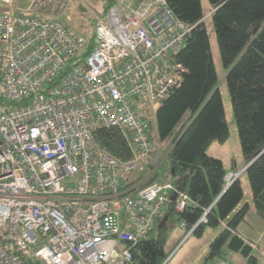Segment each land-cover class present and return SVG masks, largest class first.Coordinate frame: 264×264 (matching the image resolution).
<instances>
[{"label":"built area","instance_id":"1","mask_svg":"<svg viewBox=\"0 0 264 264\" xmlns=\"http://www.w3.org/2000/svg\"><path fill=\"white\" fill-rule=\"evenodd\" d=\"M54 1L51 12L67 0ZM11 2L0 0V264H136L132 248L170 203L180 212L190 201L170 181L124 173L158 146L156 110L183 80L176 53L192 26L167 0H114L86 51L87 36L41 14L47 0L15 12ZM99 127L119 130L131 156L101 146ZM210 206L180 221L185 238Z\"/></svg>","mask_w":264,"mask_h":264},{"label":"trees","instance_id":"2","mask_svg":"<svg viewBox=\"0 0 264 264\" xmlns=\"http://www.w3.org/2000/svg\"><path fill=\"white\" fill-rule=\"evenodd\" d=\"M97 1L100 9L98 16L90 17L89 32H75L87 36L86 51L95 44L97 19L104 16L114 0ZM167 1L176 16L192 28L184 46L176 53V59L186 67V72L180 85L156 110V133L160 140H171L167 150L170 171L164 177L187 193L190 201L181 212L175 211L170 203L165 210L166 219L162 223L158 220L150 231L155 233L132 248L133 259L136 264H161L166 258L164 244L170 217L185 220L189 225L211 205L206 221L193 232L199 233L203 225L221 226L210 241L202 264L215 258L228 259L226 244L242 252L247 264H258L251 242L235 229L251 209L264 219V0H209L244 164L249 162L242 172L247 174L252 202L242 200L239 177L224 189L226 172L222 161L206 153L213 140L223 141L227 137L228 126L201 2ZM83 7L78 5L81 10ZM186 114L187 120L178 126ZM94 135L114 156L123 160L131 156L130 147L119 130L99 127ZM142 179L139 176L136 181ZM153 181L163 182L164 179L153 172L145 177L142 185ZM28 261L43 264L32 258Z\"/></svg>","mask_w":264,"mask_h":264},{"label":"rangeland","instance_id":"3","mask_svg":"<svg viewBox=\"0 0 264 264\" xmlns=\"http://www.w3.org/2000/svg\"><path fill=\"white\" fill-rule=\"evenodd\" d=\"M50 2L55 1L47 0L46 5L40 11L41 14L57 18L74 32L83 30H85L86 33L89 32L90 17L92 18L94 16H98L100 9V4L97 0H67L65 5L58 3L59 8L56 11L54 9V11L51 12ZM200 2L204 13L203 18L210 41L211 53L218 76L217 85L222 98L224 117L228 126L227 137L223 141L213 140L206 148V153L210 156L220 158L225 172L236 173L242 186H246L248 184V191H243L242 200H249L252 202V193L247 174L246 172H242L246 164H244L243 160V153L231 106L228 85L225 79L226 70L221 62L215 37L211 16V5L209 0H200ZM28 3L29 0H12L11 5H9L8 8H10L12 12L17 11L18 9L24 10ZM79 4L84 6L82 10L78 8ZM178 126L176 129H179ZM170 145V139L158 140V146L155 148L154 152H151L148 156L139 159L138 165L134 166L130 171L124 173L125 181L131 182L136 180L139 176L145 178L153 172L155 175H158L161 178L163 177L164 181H168L164 175L170 171L169 159L167 157V150ZM153 153L157 155V161L155 163H150V156L153 155ZM140 166L142 167V170H139ZM224 185H226L225 180ZM251 211L252 210H250L249 214L245 217V220L236 226V232H240L239 230H242V228L250 230L251 228L255 229L253 227H257V225L254 224L255 214H252ZM167 224L169 226V231L164 244L166 258L161 264H202L207 256L210 241L216 234L217 230L221 228L219 225H203V228L199 233H193L195 231L194 230L192 234L185 238L186 229L180 225V221L175 219L174 216L170 217ZM154 233L155 232H150L148 235L151 236ZM247 238L252 240V243L254 244L252 253L257 256L258 264H264V253L262 252L264 251L263 241L258 243V241L254 242L255 240L250 237ZM32 251L33 248L29 247L27 250V256L31 257ZM225 251L226 258L231 261L237 264H247L246 257L242 254V252L232 250L227 244Z\"/></svg>","mask_w":264,"mask_h":264},{"label":"crops","instance_id":"4","mask_svg":"<svg viewBox=\"0 0 264 264\" xmlns=\"http://www.w3.org/2000/svg\"><path fill=\"white\" fill-rule=\"evenodd\" d=\"M243 188V191H248V184L246 186H242ZM246 201H249V200H246ZM250 202V201H249ZM252 210V209H251ZM252 214H255L254 218V224L257 225V227H253L255 229H250V230H245L244 228H242V230H239L241 236L247 240H249L247 237H250L252 239H254L256 241L261 242L263 241V245H264V219H262L261 217H259L256 213H254V211L252 210L251 211ZM166 219V218H165ZM261 229V230H260ZM251 242V245H254L252 243V240H249Z\"/></svg>","mask_w":264,"mask_h":264},{"label":"bare ground","instance_id":"5","mask_svg":"<svg viewBox=\"0 0 264 264\" xmlns=\"http://www.w3.org/2000/svg\"><path fill=\"white\" fill-rule=\"evenodd\" d=\"M226 188V185H224V189ZM167 209V208H166ZM181 212V211H180ZM165 217V213H164V215L161 217L162 219ZM162 219L160 220L159 219V221H160V223H161V221H162ZM202 224V223H201ZM192 234V233H191ZM254 247V246H253Z\"/></svg>","mask_w":264,"mask_h":264},{"label":"water","instance_id":"6","mask_svg":"<svg viewBox=\"0 0 264 264\" xmlns=\"http://www.w3.org/2000/svg\"><path fill=\"white\" fill-rule=\"evenodd\" d=\"M255 31H256V29L254 30V32H255ZM248 164H249V162L245 165V167H246ZM245 167H244V168H245ZM236 178H237V177H236ZM236 178H235V179H236ZM226 187H227V185H226ZM165 218H166V217L163 218V220L161 221V223L165 220Z\"/></svg>","mask_w":264,"mask_h":264}]
</instances>
